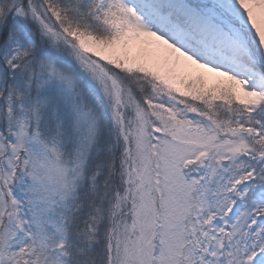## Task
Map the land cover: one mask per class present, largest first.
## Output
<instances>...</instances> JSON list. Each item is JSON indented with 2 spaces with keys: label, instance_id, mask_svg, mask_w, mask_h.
Here are the masks:
<instances>
[{
  "label": "snow or ice",
  "instance_id": "6c2138e0",
  "mask_svg": "<svg viewBox=\"0 0 264 264\" xmlns=\"http://www.w3.org/2000/svg\"><path fill=\"white\" fill-rule=\"evenodd\" d=\"M0 264H264V0H0Z\"/></svg>",
  "mask_w": 264,
  "mask_h": 264
}]
</instances>
